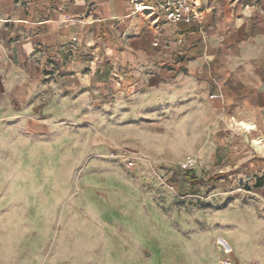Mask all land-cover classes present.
I'll return each instance as SVG.
<instances>
[{"label": "rangeland", "instance_id": "rangeland-1", "mask_svg": "<svg viewBox=\"0 0 264 264\" xmlns=\"http://www.w3.org/2000/svg\"><path fill=\"white\" fill-rule=\"evenodd\" d=\"M117 103L4 132L0 264H238L263 250L258 136L180 122L165 97Z\"/></svg>", "mask_w": 264, "mask_h": 264}, {"label": "crops", "instance_id": "crops-1", "mask_svg": "<svg viewBox=\"0 0 264 264\" xmlns=\"http://www.w3.org/2000/svg\"><path fill=\"white\" fill-rule=\"evenodd\" d=\"M195 9L186 24L135 12L131 0H0V139L47 130L88 102L116 99L111 108L126 112L165 97L180 122L224 136L240 128L264 146V0H196ZM246 253L238 264L264 258Z\"/></svg>", "mask_w": 264, "mask_h": 264}, {"label": "built area", "instance_id": "built-area-1", "mask_svg": "<svg viewBox=\"0 0 264 264\" xmlns=\"http://www.w3.org/2000/svg\"><path fill=\"white\" fill-rule=\"evenodd\" d=\"M135 12L152 13L159 10L163 13L165 21L168 23H186L190 24L199 15L195 9L196 0H159L156 5L150 6L143 2V0H131ZM133 165L132 161L128 166ZM195 166V160L188 158L182 163V168L191 169ZM223 264H232L229 260H225Z\"/></svg>", "mask_w": 264, "mask_h": 264}, {"label": "bare ground", "instance_id": "bare-ground-1", "mask_svg": "<svg viewBox=\"0 0 264 264\" xmlns=\"http://www.w3.org/2000/svg\"><path fill=\"white\" fill-rule=\"evenodd\" d=\"M247 124V123H246ZM252 127V126H251ZM253 128V127H252ZM250 129V128H249ZM258 139V138H257ZM256 142V141H255Z\"/></svg>", "mask_w": 264, "mask_h": 264}, {"label": "water", "instance_id": "water-1", "mask_svg": "<svg viewBox=\"0 0 264 264\" xmlns=\"http://www.w3.org/2000/svg\"><path fill=\"white\" fill-rule=\"evenodd\" d=\"M149 253H147V255H148Z\"/></svg>", "mask_w": 264, "mask_h": 264}]
</instances>
